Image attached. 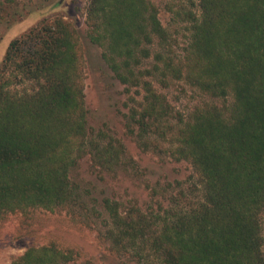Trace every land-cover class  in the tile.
<instances>
[{"label":"trees","instance_id":"1","mask_svg":"<svg viewBox=\"0 0 264 264\" xmlns=\"http://www.w3.org/2000/svg\"><path fill=\"white\" fill-rule=\"evenodd\" d=\"M19 1L0 0V18ZM86 25L124 86L127 135L194 175L152 190L156 207L145 210L73 179L85 158L106 174L136 163L89 125L79 35L47 17L10 43L0 66V223L62 211L116 264H264V0H90ZM181 84L197 98L186 113L160 91ZM79 257L52 243L11 264Z\"/></svg>","mask_w":264,"mask_h":264},{"label":"rangeland","instance_id":"2","mask_svg":"<svg viewBox=\"0 0 264 264\" xmlns=\"http://www.w3.org/2000/svg\"><path fill=\"white\" fill-rule=\"evenodd\" d=\"M89 3L90 0H20L0 18V66L10 43L44 18L58 15L71 23L81 43L89 125L95 131L102 130L124 143L136 163L134 167L118 170L116 174H106L100 173L85 158L72 177L98 199L109 197L125 207L136 204L143 210L150 205L156 207L154 201L157 199L152 198V190L161 191L167 183L176 180L186 182L194 175L193 168L187 162H176L165 154L144 153L127 135L124 86L104 64L102 50L88 43L86 12ZM160 18L165 26L169 24L167 12L162 10ZM178 40L183 44L181 37ZM160 91L185 113L197 103L196 93L183 84ZM52 243L61 249L78 252L80 257L76 264H116L108 245L102 244L93 231L73 222L62 211L52 213L43 210L10 215L0 223V264H11L32 246Z\"/></svg>","mask_w":264,"mask_h":264}]
</instances>
